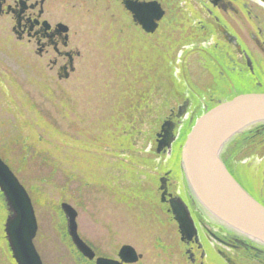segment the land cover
Listing matches in <instances>:
<instances>
[{"label": "rangeland", "instance_id": "obj_1", "mask_svg": "<svg viewBox=\"0 0 264 264\" xmlns=\"http://www.w3.org/2000/svg\"><path fill=\"white\" fill-rule=\"evenodd\" d=\"M186 6L182 14L200 13L195 2L192 9ZM55 15L68 24L72 47L81 53L68 79L44 68L32 47L16 43L8 23L0 21V157L31 197L41 260L93 264L68 238L59 208L66 202L77 211L78 233L96 255L115 258L129 244L143 254L137 264H179L181 249L159 205L158 180L169 173L173 188L184 195L174 161L197 105L180 120L169 153L156 154L155 137L189 92L205 106L225 93L208 89L212 77L202 70L199 50L191 52L197 45L171 42L162 30L144 38L111 0H87ZM133 36L132 44L126 38ZM260 150L262 155L245 150L240 163L263 165L264 145ZM259 171L264 174V166ZM261 186L264 178L258 181L264 201ZM1 204L0 198V264H15Z\"/></svg>", "mask_w": 264, "mask_h": 264}, {"label": "flooded vegetation", "instance_id": "obj_2", "mask_svg": "<svg viewBox=\"0 0 264 264\" xmlns=\"http://www.w3.org/2000/svg\"><path fill=\"white\" fill-rule=\"evenodd\" d=\"M85 1L0 0V21L8 23L16 43L32 47V53L43 63L44 68L55 73L58 79L65 74L69 78L75 71L76 59L81 53L72 47L70 27L64 20L56 19L55 13L67 10L70 6H80ZM111 1L126 13L133 27L139 29L144 38L150 37L131 21L120 0ZM156 1L164 10L156 32L168 31L170 36L165 39L180 45L198 46L195 49L199 50L197 54L204 55L202 70L212 77L208 89L225 93L217 101L226 99L229 94L264 92V0ZM186 2L189 7L186 6L185 10H189L195 2L200 13L189 10L188 14H182V3ZM60 25L67 26L68 31L63 32ZM126 39L133 44L136 38L133 36ZM220 47L223 49V58H216L220 56ZM174 113L173 116L170 114L172 120H175ZM166 188L168 195L180 198L185 204L195 229L190 239H181L170 211L169 196L160 202L158 181L159 205L168 223L174 227L181 249L179 264H216L213 260L220 264H230L226 259H230L232 264H264V247L219 224L200 207L189 191L184 192V195L176 191L169 176ZM205 216L214 221L216 233L211 229L214 227L212 224L208 228L209 221Z\"/></svg>", "mask_w": 264, "mask_h": 264}, {"label": "water", "instance_id": "obj_3", "mask_svg": "<svg viewBox=\"0 0 264 264\" xmlns=\"http://www.w3.org/2000/svg\"><path fill=\"white\" fill-rule=\"evenodd\" d=\"M131 21L147 35H153L164 16L156 0H120ZM63 32L65 25L59 26ZM74 68L71 69L73 71ZM68 79V74L59 80ZM186 105L177 108L176 121L168 118L156 134V153L170 152L176 137L174 129L185 112ZM264 134V92L238 94L231 99L218 101L198 117L181 147L179 168L188 191L200 207L213 219L251 238L264 246V206L253 199L231 176L220 158L224 146L244 134ZM169 173L159 179L160 202L169 196V207L182 240L195 234L187 207L178 197L167 194ZM0 192L7 212L3 225L5 239L15 264H43L34 246L37 220L27 190L0 157ZM66 220L67 234L74 248L94 264H133L142 256L128 244L121 245L115 259L96 257L93 250L80 237L77 211L66 202L60 203Z\"/></svg>", "mask_w": 264, "mask_h": 264}, {"label": "bare ground", "instance_id": "obj_4", "mask_svg": "<svg viewBox=\"0 0 264 264\" xmlns=\"http://www.w3.org/2000/svg\"><path fill=\"white\" fill-rule=\"evenodd\" d=\"M156 32V31H155ZM135 41H136V39H135ZM135 50H133L132 51V54H133V52H134ZM194 51H196L195 49H191V52H193L194 53ZM169 52V51H168ZM171 52V51H170ZM191 52H190V54H191ZM197 52V51H196ZM129 53H131V52H129ZM189 53V52H188ZM216 53H217V51H216ZM218 53H220V56H215L216 58L217 57H220V58H223V49L220 47V49L218 50ZM197 54V53H196ZM184 55H186V54H184ZM198 55V54H197ZM203 55V54H202ZM202 55H200L201 56V58H202ZM204 56V55H203ZM219 70H222V68H219ZM222 72V71H221ZM180 84H182V82H180ZM180 84H178L176 87H179L180 86ZM191 84H192V82H190V86H191ZM193 85V84H192ZM189 87V86H188ZM207 87H208V85H207ZM209 88V87H208ZM177 89V88H176ZM193 89H194V91L195 92H197L196 91V89H195V87H193ZM182 90V89H181ZM212 91H214V90H212ZM246 93H249V92H241V93H236V94H229V98H232V97H234V96H236V95H238V94H246ZM250 93H255V92H250ZM199 97L197 96V94L196 93H194V92H189L188 94H186V96H185V99L182 101V105L183 104H185L186 105V107H185V112H184V116H186L187 114H188V108L190 107V105L191 106H194V105H197L196 107H197V111H195V113L192 115V118H198V117H200L201 115H203L206 111H208L209 109H211V108H205V103H201V98H199ZM204 99V98H203ZM211 100V99H210ZM208 103H207V105H208V107H211V106H213V102L212 103H209L210 101L208 100L207 101ZM181 106V105H180ZM196 107H195V109H196ZM194 109V110H195ZM199 110V111H198ZM172 115V114H171ZM171 115L170 116H168V118H171ZM173 116V115H172ZM172 119V118H171ZM176 127H177V125H176ZM176 127H175V129H176ZM175 129H174V135H175ZM243 136V135H242ZM240 137V136H239ZM156 138V137H155ZM238 138V137H237ZM236 139V138H235ZM231 141V140H230ZM230 141L228 142V143H230ZM228 148V147H227ZM227 148H225V150L227 149ZM225 150H223L222 152H221V155H223L224 153H225ZM233 151V150H232ZM232 151H231V153H230V156H228L226 159H225V162H226V165H227V167H228V170H229V173L231 174V176L233 177V179L240 185L242 182H244L245 184H247V185H249V188H252L253 190L251 191V192H249L248 190H246L244 187H242L241 185H245V184H241L240 186L253 198V199H255L257 202H258V200H257V197H258V181H259V178H260V180L262 181V178H264V174L262 173V171H259V169L260 168H262V166H264V164L262 165V163H260L259 164V166H258V164H257V166L255 165H253L252 163V165L251 164H249L248 162H246V163H240L241 161V159L243 158V157H246V156H248L247 155V153H245V155L244 154H240V153H244V152H246L245 150L243 151V152H240L239 154H235L233 157H232ZM249 152H250V150H248ZM156 152V151H155ZM166 153H169L167 150L165 151ZM157 154V153H156ZM161 154H163V153H160V154H157L158 156H160ZM238 155H240V157H238ZM250 155V154H249ZM252 155V154H251ZM229 157H231V159H229ZM238 157V158H237ZM235 161V162H234ZM238 162V163H237ZM262 162V161H261ZM240 166H242V168L240 167ZM238 167H240V168H238ZM12 170V169H11ZM259 171V172H258ZM15 174V173H14ZM16 175V174H15ZM164 175V174H163ZM162 175V176H163ZM184 184L186 185V183H185V181H184ZM246 186V185H245ZM262 187V189H264L263 188V186H261ZM260 188V187H259ZM167 189V188H166ZM188 187H187V185H186V188H185V192H187L188 193ZM263 191V190H262ZM27 193H28V191H27ZM28 195H29V193H28ZM29 197H30V195H29ZM0 198H1V200H2V204H1V207L3 208V210H6L7 211V208H6V203H5V201H4V203H5V205H4V203H3V200H4V197H3V195H1L0 194ZM31 198V197H30ZM32 201V200H31ZM262 206H264L263 204H262ZM34 209V208H33ZM188 210V209H187ZM35 213V212H34ZM188 213H189V211H188ZM9 215V213H7V215H6V217ZM189 216H190V214H189ZM6 217H5V220H6ZM206 217V219L209 221V223H207V226H209L208 228H211L210 226H211V224H212V226H214V221L210 218V217H207V216H205ZM5 220H4V223H5ZM211 222V223H210ZM218 222V221H217ZM4 223H3V225H4ZM219 224H221V223H219ZM222 225V224H221ZM213 231H215V226L213 227V228H211ZM231 231H234V230H232V229H230ZM215 233H216V231H215ZM3 234H4V231H3ZM241 235V234H240ZM81 237V236H80ZM246 237V236H245ZM248 238V237H247ZM4 239H5V234H4ZM248 239H250V240H252V241H254V242H257V241H255V240H253V239H251V238H248ZM5 241H6V239H5ZM6 243H7V241H6ZM258 243V242H257ZM129 245V244H128ZM258 245H260V246H262V247H264L263 245H261L260 243H258ZM34 246H35V243H34ZM7 247H8V244H7ZM35 248H36V246H35ZM91 249H92V247H90ZM93 250V249H92ZM8 251H9V253H10V250H9V248H8ZM136 251V250H135ZM93 252L95 253V256H97V257H99L98 255H96V252L93 250ZM137 252V251H136ZM138 253V252H137ZM138 254H141V253H138ZM10 256H11V253H10ZM81 256V255H80ZM141 258L137 261V262H135V263H138L140 260H142L143 259V254H141ZM82 257V256H81ZM12 258V257H11ZM83 258V257H82ZM85 259V258H84ZM174 259H175V257H174ZM85 260H87V259H85ZM209 260V262L210 261H212V260H210V259H208ZM87 261H89V260H87ZM226 261L228 262V263H230V264H232L231 263V260L230 259H226ZM89 262H91V261H89ZM174 262V261H173ZM180 262V260H179V258H178V263ZM44 264V263H43ZM173 264V263H172Z\"/></svg>", "mask_w": 264, "mask_h": 264}, {"label": "trees", "instance_id": "obj_5", "mask_svg": "<svg viewBox=\"0 0 264 264\" xmlns=\"http://www.w3.org/2000/svg\"><path fill=\"white\" fill-rule=\"evenodd\" d=\"M183 140H184V137H182V139H181L180 146L182 145ZM263 145H264V134L263 133L261 135H258V136H252V134L251 135L244 134L243 136H240V137L236 138L235 140H233V142L225 150L223 157L226 159L228 156H230V153L232 150H233L232 151V154H233L232 157H233L235 154H239L240 152H243L244 150H249V149H250V151H255L256 149H258V153H260L262 155L260 149L262 148ZM180 146H179V149H180ZM240 154H242V153H240ZM229 159H231V157H229ZM174 164H175V167L177 169L175 171L178 173V175H180L179 168H177L178 158L176 159V161H174ZM240 167H242V166H240ZM241 184H245V183L242 182ZM245 185H242V186L246 190H248L249 192H251L253 190L252 188H249V185H247V184H245ZM262 190L264 192V189H262ZM261 199H259V197H257L258 202H260L261 204L264 205V201Z\"/></svg>", "mask_w": 264, "mask_h": 264}]
</instances>
